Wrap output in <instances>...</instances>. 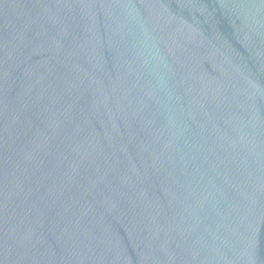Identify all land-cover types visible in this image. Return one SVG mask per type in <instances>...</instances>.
Here are the masks:
<instances>
[{
  "label": "water",
  "instance_id": "obj_1",
  "mask_svg": "<svg viewBox=\"0 0 264 264\" xmlns=\"http://www.w3.org/2000/svg\"><path fill=\"white\" fill-rule=\"evenodd\" d=\"M0 264H264V0H0Z\"/></svg>",
  "mask_w": 264,
  "mask_h": 264
}]
</instances>
